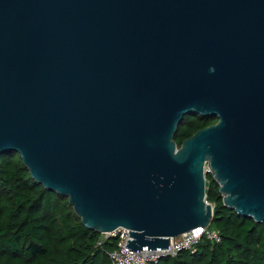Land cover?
<instances>
[{
	"label": "water",
	"instance_id": "water-1",
	"mask_svg": "<svg viewBox=\"0 0 264 264\" xmlns=\"http://www.w3.org/2000/svg\"><path fill=\"white\" fill-rule=\"evenodd\" d=\"M188 115L217 123L179 148ZM8 152L134 252L213 223L209 173L264 223V0H0Z\"/></svg>",
	"mask_w": 264,
	"mask_h": 264
},
{
	"label": "trees",
	"instance_id": "trees-1",
	"mask_svg": "<svg viewBox=\"0 0 264 264\" xmlns=\"http://www.w3.org/2000/svg\"><path fill=\"white\" fill-rule=\"evenodd\" d=\"M216 121L186 116L177 146ZM206 195L214 208L209 228L219 231L220 241L203 237L193 251L149 264H264V223L226 208L210 173ZM117 245L118 238L86 228L67 198L33 180L18 153L0 156V264H112Z\"/></svg>",
	"mask_w": 264,
	"mask_h": 264
},
{
	"label": "built area",
	"instance_id": "built-area-1",
	"mask_svg": "<svg viewBox=\"0 0 264 264\" xmlns=\"http://www.w3.org/2000/svg\"><path fill=\"white\" fill-rule=\"evenodd\" d=\"M209 203V202H207ZM107 238H118L117 249L109 254L112 264H149L158 262L162 258L175 257L183 251H193L201 238L219 242L220 233L217 230L207 228H197L182 236L172 239L167 250H151L145 247L142 252H134L126 248L130 237V231L127 229H119L111 234L105 235Z\"/></svg>",
	"mask_w": 264,
	"mask_h": 264
},
{
	"label": "rangeland",
	"instance_id": "rangeland-1",
	"mask_svg": "<svg viewBox=\"0 0 264 264\" xmlns=\"http://www.w3.org/2000/svg\"><path fill=\"white\" fill-rule=\"evenodd\" d=\"M206 169H207V168H206ZM206 186H207V182H206ZM211 227H213L212 224H211Z\"/></svg>",
	"mask_w": 264,
	"mask_h": 264
},
{
	"label": "flooded vegetation",
	"instance_id": "flooded-vegetation-1",
	"mask_svg": "<svg viewBox=\"0 0 264 264\" xmlns=\"http://www.w3.org/2000/svg\"><path fill=\"white\" fill-rule=\"evenodd\" d=\"M217 123V121L215 122V124Z\"/></svg>",
	"mask_w": 264,
	"mask_h": 264
}]
</instances>
